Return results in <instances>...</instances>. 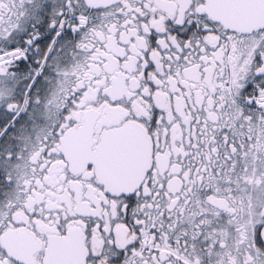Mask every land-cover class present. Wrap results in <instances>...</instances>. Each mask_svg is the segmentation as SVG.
Here are the masks:
<instances>
[{"label":"snow or ice","instance_id":"obj_1","mask_svg":"<svg viewBox=\"0 0 264 264\" xmlns=\"http://www.w3.org/2000/svg\"><path fill=\"white\" fill-rule=\"evenodd\" d=\"M0 264H264V0H0Z\"/></svg>","mask_w":264,"mask_h":264}]
</instances>
